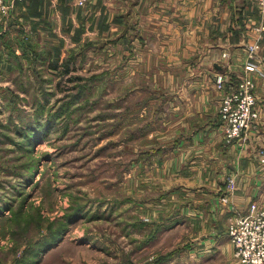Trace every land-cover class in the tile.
I'll list each match as a JSON object with an SVG mask.
<instances>
[{
  "label": "rangeland",
  "instance_id": "1",
  "mask_svg": "<svg viewBox=\"0 0 264 264\" xmlns=\"http://www.w3.org/2000/svg\"><path fill=\"white\" fill-rule=\"evenodd\" d=\"M134 1L74 0L70 25L59 19L61 11L44 19L58 24L51 33L2 19L0 264H166L198 231L180 221L182 212L193 214V189L206 178L193 179L174 151L201 120L186 115L197 96L177 106L181 83L196 75L189 65L184 74L171 66L177 60L163 55L158 37H144L145 9L135 13ZM249 3L259 32L245 42V72L216 71L210 82L219 91V114L244 80H255L254 73L264 79V2ZM237 31L244 34L243 24ZM257 88L260 115L250 129L228 141L220 115L217 130L233 151L253 145L254 162L264 168V145L256 141L264 135V93ZM235 170L227 173L221 203L230 201L231 178L236 187ZM75 212L78 219L69 223Z\"/></svg>",
  "mask_w": 264,
  "mask_h": 264
},
{
  "label": "crops",
  "instance_id": "2",
  "mask_svg": "<svg viewBox=\"0 0 264 264\" xmlns=\"http://www.w3.org/2000/svg\"><path fill=\"white\" fill-rule=\"evenodd\" d=\"M73 1H19L11 24L27 21L33 32L34 28H37V32L51 33L58 24H54V19L44 24L46 23L44 19L54 18L56 13L61 11L59 19L64 18V24L70 25L75 21L70 12L77 8ZM134 3L132 9L135 13L141 5L145 9L141 16V23L145 25L144 37L150 42L158 37L163 55L177 60L170 65L178 69V72L182 69L183 74L189 65L192 75H196L191 76L189 81L181 83V89L177 90V94L182 98L179 97L177 100L179 102L177 106L179 108L183 106L184 109L185 103L192 102V98L197 96L198 100H194L186 108L188 112L185 114L197 115L201 120L197 121L198 125L189 130V133L180 135L182 141L189 139L192 141H187L186 144L181 141L174 151L179 155L176 162L190 165L193 179H203L204 176L206 178L202 184H196L192 180V186L197 185L193 189L196 192L195 198L191 199L195 203L193 214L188 210L186 213L182 212L183 220L180 221L184 225L190 223L197 225L198 231L187 249L166 264H236L234 246L228 235L229 223L236 214L248 211L251 202L258 200L264 202V168L260 163L254 162L256 148L253 145L247 149L233 151L235 148L230 147L226 140H221V132L217 130L220 121L217 110L219 91L210 82L214 80L216 71L227 70L235 76L245 72V64L248 62L245 42L250 36L249 41H253L252 36L259 32L253 27L254 23L251 22L253 19L248 17L251 4L249 0H136ZM237 9H240L239 19H235V23L232 24V12ZM118 15L111 12V19L118 21ZM241 24L244 34L238 36L233 34L232 28L240 34L237 29ZM40 28H44L45 31ZM226 51L229 52V56L224 59L222 53ZM194 59L195 65L190 66L189 62ZM254 74L257 89L263 94L264 79ZM197 75L201 76V82ZM262 121L264 125V119ZM205 139L203 148H200L201 145L195 147L200 140ZM256 141L264 145V135L259 136V140ZM182 155L186 157L187 162ZM233 169L238 173L236 187L230 195L229 203H221L220 198L226 188L225 178L228 171ZM190 208L193 207L186 209Z\"/></svg>",
  "mask_w": 264,
  "mask_h": 264
},
{
  "label": "built area",
  "instance_id": "3",
  "mask_svg": "<svg viewBox=\"0 0 264 264\" xmlns=\"http://www.w3.org/2000/svg\"><path fill=\"white\" fill-rule=\"evenodd\" d=\"M19 1L23 0H0V26L2 19L13 17ZM261 74L264 75V72L261 71ZM219 82L223 83L222 77ZM243 82L242 91L226 95L220 110L228 141L243 136L260 115L256 108L255 80L247 78ZM234 182L235 179L231 178L229 192L234 191ZM228 235L235 256L243 264H264V207L254 201L247 213L236 214L230 221Z\"/></svg>",
  "mask_w": 264,
  "mask_h": 264
},
{
  "label": "trees",
  "instance_id": "4",
  "mask_svg": "<svg viewBox=\"0 0 264 264\" xmlns=\"http://www.w3.org/2000/svg\"><path fill=\"white\" fill-rule=\"evenodd\" d=\"M77 212H78V211H77ZM77 212H75V214L69 215V217H68L69 220H67L69 223H72V222H74V221H76V220L78 219V218H77L78 216H74V217H73V215H76ZM70 216H71V217H70ZM63 237H64V236H63ZM60 238L62 239V236H61ZM60 238H59V241L61 240ZM51 246H52V245H51ZM49 248H50V246L48 247V249H49ZM48 249H47V250H48Z\"/></svg>",
  "mask_w": 264,
  "mask_h": 264
}]
</instances>
